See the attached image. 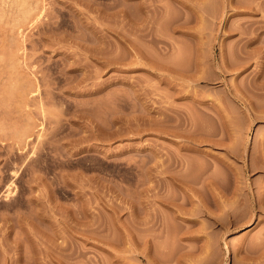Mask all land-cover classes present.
<instances>
[{
  "label": "rangeland",
  "instance_id": "rangeland-1",
  "mask_svg": "<svg viewBox=\"0 0 264 264\" xmlns=\"http://www.w3.org/2000/svg\"><path fill=\"white\" fill-rule=\"evenodd\" d=\"M0 264H264V0H0Z\"/></svg>",
  "mask_w": 264,
  "mask_h": 264
}]
</instances>
